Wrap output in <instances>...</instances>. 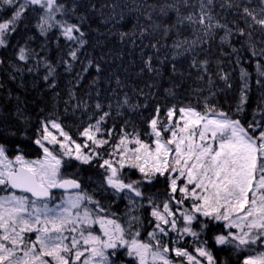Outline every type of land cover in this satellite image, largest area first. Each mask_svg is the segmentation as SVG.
I'll use <instances>...</instances> for the list:
<instances>
[{
    "label": "snow or ice",
    "instance_id": "snow-or-ice-1",
    "mask_svg": "<svg viewBox=\"0 0 264 264\" xmlns=\"http://www.w3.org/2000/svg\"><path fill=\"white\" fill-rule=\"evenodd\" d=\"M133 5L129 11L139 13L134 24L139 36H174L171 59L190 57L197 80L210 86V60L198 59V50L218 37L236 53L232 41L243 38L245 51L257 58L255 84L264 90V0H133ZM118 8L115 2L98 7L91 0H0V50L11 49L14 57L0 56V70L11 69L8 77L16 81L17 75L38 74L42 67L43 81L55 88L59 66L72 72L81 63L92 14L98 12L104 24L115 28L126 19ZM225 11L233 15L231 21ZM29 17H35V28L46 41L55 34L56 62L41 55L45 48L31 47L35 36L13 46ZM117 34L121 41L129 36ZM151 47L159 51L157 44ZM152 60L147 57L144 68L159 74ZM93 67L97 75L91 84L96 87L102 68L92 59L82 65L78 79ZM171 70L177 72L175 63ZM216 75L223 82L219 91L233 89L227 72L218 69ZM250 78L241 67L234 111L210 103L217 92L209 87L201 108L155 104L143 118V130L127 113L143 116L151 92L137 93L145 96L144 103L113 92L106 105L97 100L91 106L80 143L59 116L40 119L29 136L30 118L19 105L14 113L0 109V264H231V256L238 264H264V92L249 122L237 118L249 103ZM116 84L121 85L118 78ZM175 88L166 89L168 96L176 95ZM72 100L77 101L73 112L90 107L75 93L66 105ZM13 116L25 127L18 129ZM27 140L41 150L38 158L27 157ZM74 165L77 171H68ZM81 165L100 171L91 192L84 186ZM161 182L162 196L156 190ZM55 189L62 191L57 195ZM117 201L126 202L122 215L114 208Z\"/></svg>",
    "mask_w": 264,
    "mask_h": 264
},
{
    "label": "trees",
    "instance_id": "trees-1",
    "mask_svg": "<svg viewBox=\"0 0 264 264\" xmlns=\"http://www.w3.org/2000/svg\"><path fill=\"white\" fill-rule=\"evenodd\" d=\"M91 2L97 4L98 7L105 3L115 2L120 5L117 11L122 9L126 19L122 24H117L113 28L112 23L104 24L102 22L98 12L93 13L92 19L89 21L90 27L86 26L89 44L83 50L81 63L75 64L72 72L64 71L63 65L59 66L57 69L58 75L55 77V88H49L43 81L42 77L45 70L42 67L38 74L25 73L23 77L17 75L16 81H12L8 77V72L11 69L0 70V81H3L5 85L4 89H0V109L7 108L14 113L17 105H19L25 116L30 118V123L25 129L29 136L33 135L40 119L50 115L51 118L59 116L60 122L65 126V130L69 132L77 143H80L84 138L79 136V131L89 122L88 117L94 111L91 106L97 100L106 105L112 100L113 92H116L121 97L124 93H127L133 103L145 102V96L137 94L141 89L145 93L151 92L152 96L147 99L149 107L142 110L143 116L139 113H127L129 119L142 130L145 127L143 118L150 114L155 104L158 103L164 106L182 102L184 104L191 103L197 108H201L204 99L209 96V87H212L217 92V95L209 100L210 103L215 101L221 109L229 111L231 108L234 111L233 100L241 83L239 80L241 67L251 74V91L246 110L240 113L237 118L241 119L242 123H247L251 120L253 111L259 103L264 90L259 89L255 84V80L258 78L255 67L257 58L252 57L250 52L245 51V47L241 43L243 38H234L232 41L233 46L238 49L236 53H233L227 45H221L218 37L211 41L210 45H205L204 50H198V59L208 58L210 60V74L214 81V84L210 86L206 81L197 80L196 69L190 68V57H178L175 61L171 59L173 51L171 44L174 36L163 38L159 33L145 35L144 37L139 36V29H134L135 19L139 16V13L129 11V8L134 6L133 0H91ZM148 2L152 3L153 0H148ZM219 11L220 9L217 8V12ZM108 12L109 9L104 10L105 16ZM224 15L229 21L233 19V15L228 11H225ZM35 22V17H29L21 25L18 30L19 35L12 41L13 46L23 44L29 36H35L36 39L30 42L31 47L36 48L37 51H40L42 47L45 48L41 55H47L50 60L56 62L59 53L55 43V34H53L51 41H46L43 37H40L38 30L35 28ZM140 22L141 24L145 23L143 17H140ZM117 30L128 32L129 36L121 41ZM133 31L137 33L135 36L132 35ZM222 34V32L219 33V35ZM152 44H157L159 51L151 47ZM0 56L14 59L11 49L7 51L0 50ZM149 56L153 58V65L160 70L159 74L150 73L144 68L145 59ZM237 56L240 57L239 64L236 62ZM87 59H92L94 64H99L102 68L100 81L96 87L91 84L92 78L97 75L94 67L89 68L88 72L83 74L84 78L82 80L78 79V74H81V67L87 63ZM162 60L164 62L160 63ZM217 61L220 63L217 64ZM173 63L177 67L176 73L171 70ZM142 69L144 70L142 71ZM218 69H222L230 75L233 89L225 92L219 91L223 82L216 75ZM181 73L183 75H180ZM117 78L121 81L120 86L116 84ZM153 84L155 87L149 88V85ZM173 85H176V95L174 97L168 96L166 89ZM198 88H203L204 91L197 93L195 90ZM97 91L100 93L98 97L95 95ZM70 93H75L78 100H87L90 107L86 112L79 109L75 112L72 111V106L77 102L76 100H72L66 105L65 102L69 101ZM16 97L20 98L19 101ZM66 106L69 109L68 112L64 111ZM11 119L18 129L25 127L23 121H17L15 116ZM122 120V117L116 118L115 122L119 125ZM24 143L28 145L26 148L28 158L35 159L40 156L41 150L32 144L30 140L24 141ZM84 151H88V149H84ZM68 171H77V167L74 165ZM79 171L83 183L90 180L89 177L91 179L100 177V171L92 166L81 165L79 166ZM164 188L163 182L156 186V190L161 196L164 193ZM114 208L116 209V207ZM217 251L218 254L227 255L226 253H219V250ZM230 262L231 264H238V258L231 256Z\"/></svg>",
    "mask_w": 264,
    "mask_h": 264
},
{
    "label": "rangeland",
    "instance_id": "rangeland-1",
    "mask_svg": "<svg viewBox=\"0 0 264 264\" xmlns=\"http://www.w3.org/2000/svg\"><path fill=\"white\" fill-rule=\"evenodd\" d=\"M53 117H55V116H53ZM99 181H100V179H91L90 181H89V189H90V192L92 191V189H94V188H96L97 187V185L99 184ZM97 194H99V193H97ZM106 201V200H105ZM121 202L122 201H117L115 204H117V205H120L121 204ZM124 203H125V205H126V202L125 201H123ZM125 205L124 206H121V207H119V213L122 215L123 214V212H124V209H125ZM144 215H145V218L147 219L148 217H147V212L145 211V213H144ZM147 230H149V228H148V225L147 224H145V231H147ZM34 235V234H33ZM144 235V233L142 232V236Z\"/></svg>",
    "mask_w": 264,
    "mask_h": 264
},
{
    "label": "water",
    "instance_id": "water-1",
    "mask_svg": "<svg viewBox=\"0 0 264 264\" xmlns=\"http://www.w3.org/2000/svg\"><path fill=\"white\" fill-rule=\"evenodd\" d=\"M57 190L60 191V192L62 191V190H59V189H57Z\"/></svg>",
    "mask_w": 264,
    "mask_h": 264
}]
</instances>
